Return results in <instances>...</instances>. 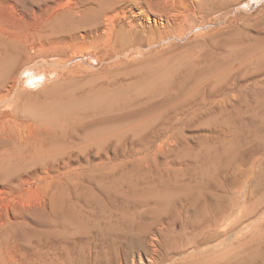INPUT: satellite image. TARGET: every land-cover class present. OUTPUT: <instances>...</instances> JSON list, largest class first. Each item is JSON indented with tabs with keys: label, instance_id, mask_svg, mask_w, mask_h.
<instances>
[{
	"label": "rangeland",
	"instance_id": "rangeland-1",
	"mask_svg": "<svg viewBox=\"0 0 264 264\" xmlns=\"http://www.w3.org/2000/svg\"><path fill=\"white\" fill-rule=\"evenodd\" d=\"M11 1L0 2V92L12 100L0 98V264L85 263L119 217L108 205L128 194L262 178L264 0H180L165 28L133 1L114 28L95 0ZM129 20L144 27L135 47ZM252 183L249 209L264 196Z\"/></svg>",
	"mask_w": 264,
	"mask_h": 264
},
{
	"label": "bare ground",
	"instance_id": "bare-ground-1",
	"mask_svg": "<svg viewBox=\"0 0 264 264\" xmlns=\"http://www.w3.org/2000/svg\"><path fill=\"white\" fill-rule=\"evenodd\" d=\"M131 1L139 6V14H144L148 21L152 20L156 24L159 22V26L163 25L164 28L174 21L177 12H181L177 5L180 0H95L99 5H103L113 28L121 16H126V9ZM6 4L12 5V1L7 0ZM156 8L162 9L161 14L156 15ZM2 29L9 32L5 26H2ZM126 29L130 35L127 46L135 47L140 44L139 35L144 33L140 22L129 20ZM14 32L22 36L17 31ZM23 38L25 44H28L27 35ZM10 78L11 89L16 85V77L10 75ZM1 97H4L3 103L12 101L11 98H6L4 92H0ZM2 114L3 111L0 112V117ZM25 125L32 126V123ZM30 132L29 128L19 127L16 135L21 139ZM248 178L250 177L237 179L240 182L236 187L214 182L212 178L203 180L202 177L195 182H176L174 186L160 185L139 196L131 197L128 194L130 197L123 198V202L120 200L121 205L109 204L107 207V219H114V213H118L119 217L113 221L115 224L108 225L106 231L101 229L99 240L107 244L103 253H86V261L84 263L83 260L82 264H264V196L253 202L259 204L258 208L253 206L249 209L250 196L247 194V185L252 182ZM82 182L84 183V179ZM252 184L259 187L264 195V174ZM255 190L252 189L253 192ZM116 192L115 190L114 194ZM210 208L213 210H206ZM238 225L241 227L236 236L235 232L229 233ZM97 228L99 229V226Z\"/></svg>",
	"mask_w": 264,
	"mask_h": 264
}]
</instances>
